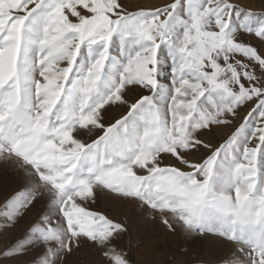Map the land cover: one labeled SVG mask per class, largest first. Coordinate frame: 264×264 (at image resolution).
<instances>
[{"label":"snow or ice","instance_id":"snow-or-ice-1","mask_svg":"<svg viewBox=\"0 0 264 264\" xmlns=\"http://www.w3.org/2000/svg\"><path fill=\"white\" fill-rule=\"evenodd\" d=\"M0 169L18 181L0 237L27 221L9 264H132L107 201L179 232L192 264H264V12L0 0Z\"/></svg>","mask_w":264,"mask_h":264},{"label":"rangeland","instance_id":"rangeland-1","mask_svg":"<svg viewBox=\"0 0 264 264\" xmlns=\"http://www.w3.org/2000/svg\"><path fill=\"white\" fill-rule=\"evenodd\" d=\"M152 3H160L161 0H151ZM241 6H247L256 12H264V0H241ZM255 43V41H253ZM17 177L12 173H5L0 169V201L7 192L17 187ZM100 208L111 218L124 222L129 229L116 243L119 250L129 254L132 264H192L193 245L186 241L179 233L166 232L158 221L146 217L144 213L131 206L118 202L107 201ZM29 217L28 219H30ZM27 221L22 222L20 227L9 237H0V249H3L9 239H17L24 231ZM37 250H31L17 264H31ZM95 252L89 254L82 252L77 254L76 259L80 264H90L96 257ZM0 264H9V261L0 256Z\"/></svg>","mask_w":264,"mask_h":264}]
</instances>
